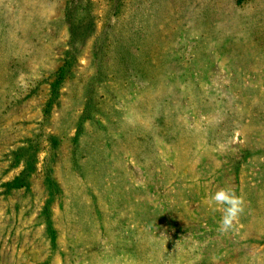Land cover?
Masks as SVG:
<instances>
[{"label": "rangeland", "instance_id": "1", "mask_svg": "<svg viewBox=\"0 0 264 264\" xmlns=\"http://www.w3.org/2000/svg\"><path fill=\"white\" fill-rule=\"evenodd\" d=\"M0 264H264V0H0Z\"/></svg>", "mask_w": 264, "mask_h": 264}, {"label": "clouds", "instance_id": "2", "mask_svg": "<svg viewBox=\"0 0 264 264\" xmlns=\"http://www.w3.org/2000/svg\"><path fill=\"white\" fill-rule=\"evenodd\" d=\"M212 201L222 210L218 231L226 234L234 230L240 216L246 209L244 198L238 195L234 189L223 187L213 194Z\"/></svg>", "mask_w": 264, "mask_h": 264}, {"label": "trees", "instance_id": "3", "mask_svg": "<svg viewBox=\"0 0 264 264\" xmlns=\"http://www.w3.org/2000/svg\"><path fill=\"white\" fill-rule=\"evenodd\" d=\"M16 180H17L16 182L20 181L21 180V177H19V179H16Z\"/></svg>", "mask_w": 264, "mask_h": 264}]
</instances>
